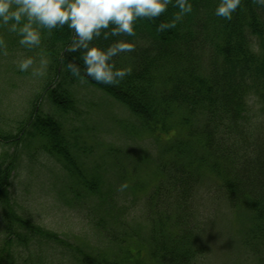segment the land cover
<instances>
[{
  "label": "trees",
  "instance_id": "1",
  "mask_svg": "<svg viewBox=\"0 0 264 264\" xmlns=\"http://www.w3.org/2000/svg\"><path fill=\"white\" fill-rule=\"evenodd\" d=\"M190 3L191 13L174 28L157 30L179 12L170 4L157 18L137 19L134 36L93 40L102 48L117 39L134 45L133 51L113 57L117 68L130 70L114 85L86 76L80 52L67 51L74 38L67 25L40 29L41 43L36 49L49 63L43 90L57 111H73V98L62 90V83L65 77H76L124 106L163 148L154 185L145 199L147 236L125 225L117 215L118 220L102 216L97 224L105 240L116 244L121 259L129 264L200 262L207 250L205 228L209 227L198 216L193 192L205 174L212 178L225 205L251 213L245 245L256 258L261 254L259 244L264 246V120L252 116L250 109V104H264V8L253 0H241L232 19L226 20L214 14L219 0ZM69 63L80 67V75L72 74ZM34 140L42 141L44 151L64 163L90 194L113 210L112 192H103L101 176L95 173L88 181L77 168L73 146L55 115L34 110L15 132L0 135V142L8 146ZM15 157L1 160L5 167L0 177V211L5 210L6 221L0 264H20L12 247L30 245L21 232L32 228L31 221L12 212L6 192V180L15 172ZM134 188V195L144 192L140 186ZM83 261L93 263L85 256ZM259 262L264 264V259Z\"/></svg>",
  "mask_w": 264,
  "mask_h": 264
},
{
  "label": "rangeland",
  "instance_id": "2",
  "mask_svg": "<svg viewBox=\"0 0 264 264\" xmlns=\"http://www.w3.org/2000/svg\"><path fill=\"white\" fill-rule=\"evenodd\" d=\"M9 28L3 25L0 30V40L4 42L0 48V135L15 132L34 110L55 115L73 146L77 168L88 181L93 174H99L103 192L111 190L109 195L115 205L112 210L90 194L78 176L44 151L42 141H27L19 146L0 142V177L6 157L16 154L17 159L15 172L6 180L10 208L19 218L29 219L32 226L21 232L27 238L25 244L30 245L16 250L14 246L13 251L20 264H86L84 256L93 263L106 260L129 264L121 259L118 246L105 240L97 224L102 216L113 219L117 215L125 225L147 236L145 199L154 185L162 146L124 106L76 77H65L62 83V90L73 98V111H57L43 90L48 81L47 59L36 47L21 45L20 36ZM26 57L33 58L34 64L21 72L18 64ZM34 71L39 75H33ZM250 109L252 116L264 120V104H250ZM125 183L127 188L121 190ZM135 186L144 188V192L134 195ZM215 188L212 178L205 174L193 192L198 216L209 227L205 228L207 250L196 263L260 264L264 246L259 244L261 254L257 253L256 258L245 245L251 213L232 210L221 201V193ZM4 211H0V244L5 239ZM107 225H111L108 218Z\"/></svg>",
  "mask_w": 264,
  "mask_h": 264
},
{
  "label": "clouds",
  "instance_id": "3",
  "mask_svg": "<svg viewBox=\"0 0 264 264\" xmlns=\"http://www.w3.org/2000/svg\"><path fill=\"white\" fill-rule=\"evenodd\" d=\"M264 8V0H253ZM174 4L179 12L172 21L160 23L157 30L163 32L176 27L184 15L191 13L190 0H0V25H10L9 31L20 36L19 43L28 48L41 43V28L53 30L65 25L74 33L67 49L80 52L88 78L108 85H114L129 74L130 70L117 68L113 57L134 50V45L124 39H117L107 47L93 44L95 38L109 40L121 34L134 36V22L140 18L154 19L166 12ZM241 0H219L214 14L226 20L240 6ZM4 42L0 40V48ZM34 64L31 57L22 59L18 68L27 71ZM73 75H80V67L69 63ZM33 75H39L33 72ZM127 188L122 184L120 189Z\"/></svg>",
  "mask_w": 264,
  "mask_h": 264
}]
</instances>
